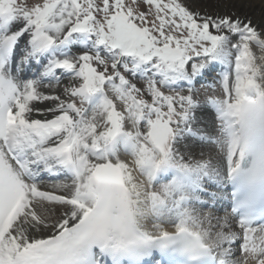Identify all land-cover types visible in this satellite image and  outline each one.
<instances>
[{"label":"snow or ice","instance_id":"6c2138e0","mask_svg":"<svg viewBox=\"0 0 264 264\" xmlns=\"http://www.w3.org/2000/svg\"><path fill=\"white\" fill-rule=\"evenodd\" d=\"M0 264H264V0H0Z\"/></svg>","mask_w":264,"mask_h":264},{"label":"bare ground","instance_id":"6f19581e","mask_svg":"<svg viewBox=\"0 0 264 264\" xmlns=\"http://www.w3.org/2000/svg\"><path fill=\"white\" fill-rule=\"evenodd\" d=\"M254 2H255L257 5H259L260 0H254ZM255 15H256V16H259V15H260V7H259V6H257L256 9H255ZM75 46H79V45H75ZM257 54H259V53H257Z\"/></svg>","mask_w":264,"mask_h":264},{"label":"rangeland","instance_id":"374dc122","mask_svg":"<svg viewBox=\"0 0 264 264\" xmlns=\"http://www.w3.org/2000/svg\"><path fill=\"white\" fill-rule=\"evenodd\" d=\"M222 215V214H221Z\"/></svg>","mask_w":264,"mask_h":264}]
</instances>
